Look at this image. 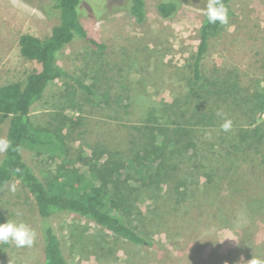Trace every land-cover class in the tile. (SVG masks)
<instances>
[{"label": "rangeland", "instance_id": "obj_1", "mask_svg": "<svg viewBox=\"0 0 264 264\" xmlns=\"http://www.w3.org/2000/svg\"><path fill=\"white\" fill-rule=\"evenodd\" d=\"M144 1L141 22L126 10V0L108 1L99 9L94 6L92 11L99 13L80 8L79 20L87 34L104 47L81 39L65 45L56 59L69 77L49 83L31 106L30 118L35 125L52 128L63 116L70 118L73 138H77L70 143L73 151L82 148L90 155L91 148L98 145L102 149L116 145L124 136L122 123L140 117V103L170 101L186 91L207 0H179L177 11L168 18L158 15L157 0ZM52 3L0 0V84L22 82L27 73L39 68L35 61L19 54L18 37L26 32L47 36L58 21L54 12H47ZM228 9L229 23L209 40L202 57L203 72L211 77L219 70L235 68L243 84L264 79V0H231ZM75 79L111 94L128 93L133 102L131 114L120 122L110 119L109 109L87 102V94ZM6 127L4 120L0 138H5ZM220 146H215V152H223ZM21 153L40 178L59 161H50L46 153L37 154L27 147ZM239 154H228L232 158L225 157V163L232 160L234 164L230 173L234 194L238 188L248 189L250 200L233 202L220 181V188L207 189L200 208L175 217L166 227L147 228L148 246L132 243L79 214L55 213L51 222L66 263L251 264V260H258L264 264V145L258 152ZM211 156L215 164L218 156ZM0 219L23 222L35 232L31 247L17 248L11 243L0 247V264H41L43 243L35 201L15 177L8 180L0 195Z\"/></svg>", "mask_w": 264, "mask_h": 264}, {"label": "trees", "instance_id": "obj_2", "mask_svg": "<svg viewBox=\"0 0 264 264\" xmlns=\"http://www.w3.org/2000/svg\"><path fill=\"white\" fill-rule=\"evenodd\" d=\"M108 1L112 0H53L47 12H54L58 21L49 34L38 37L26 32L18 37L19 54L35 61L39 68L27 73L22 82L0 84V123L7 120L5 138L11 142L0 157V195L8 180L15 177L34 199L43 243L41 264H67L51 222L57 212L79 214L132 243L148 246L147 228L166 227L175 217L200 208L207 189L220 188V181L233 202L250 200L252 195L244 188L234 194L230 177L234 164L232 160L225 163V159L231 157L228 154L258 152L264 145V123L260 120L264 79L243 84L235 68L219 70L211 77L203 72L201 60L209 40L223 28L208 24L204 16L186 91L170 101L140 103V117L122 123L124 136L116 145L105 149L98 145L87 155L82 148L72 150L70 143L77 138H73L70 118L63 116L52 128L31 121V106L47 85L69 77L57 63L58 52L76 39L104 47L87 34L78 10L104 8ZM230 1L223 0L227 8ZM178 6L179 0L155 3L162 18L171 17ZM124 7L136 21L144 19V0H126ZM75 81L87 94L88 103L109 109L110 119L120 122L131 114L133 102L128 93L111 94ZM225 120L232 122L227 132L221 129ZM120 143L123 145L118 148ZM216 145H221L222 153L215 152ZM24 147L59 161L40 178L24 161ZM211 155L218 156L215 164ZM219 155L224 157L219 159ZM4 246L7 244H0Z\"/></svg>", "mask_w": 264, "mask_h": 264}, {"label": "clouds", "instance_id": "obj_3", "mask_svg": "<svg viewBox=\"0 0 264 264\" xmlns=\"http://www.w3.org/2000/svg\"><path fill=\"white\" fill-rule=\"evenodd\" d=\"M202 15L206 22L211 25H226L229 23V9L223 0H207L206 7L202 10ZM231 120H225L221 124V129L230 131ZM11 142L6 138H0V153L8 151ZM11 191H15V185L10 186ZM35 241V232L27 224L6 220L0 222V244H13L17 248L31 247ZM251 264H260L258 260H251Z\"/></svg>", "mask_w": 264, "mask_h": 264}, {"label": "built area", "instance_id": "obj_4", "mask_svg": "<svg viewBox=\"0 0 264 264\" xmlns=\"http://www.w3.org/2000/svg\"><path fill=\"white\" fill-rule=\"evenodd\" d=\"M260 120L264 121V111L260 114Z\"/></svg>", "mask_w": 264, "mask_h": 264}]
</instances>
